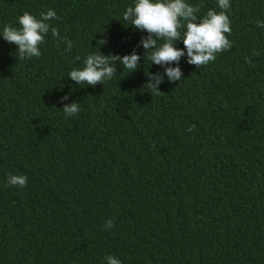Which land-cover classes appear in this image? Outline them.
Returning <instances> with one entry per match:
<instances>
[{"label":"trees","instance_id":"obj_1","mask_svg":"<svg viewBox=\"0 0 264 264\" xmlns=\"http://www.w3.org/2000/svg\"><path fill=\"white\" fill-rule=\"evenodd\" d=\"M187 2L202 5L200 19L221 11ZM133 4L0 0V33L51 9L73 45L49 33L39 57L18 61L0 36V264H264V0H230L233 47L200 68L185 54L169 65L181 69L175 83L145 61L148 34L123 21ZM99 50H135L140 67L118 64L105 85L72 81ZM145 72L164 75L160 95ZM72 103L81 110L65 118Z\"/></svg>","mask_w":264,"mask_h":264},{"label":"clouds","instance_id":"obj_2","mask_svg":"<svg viewBox=\"0 0 264 264\" xmlns=\"http://www.w3.org/2000/svg\"><path fill=\"white\" fill-rule=\"evenodd\" d=\"M221 11L209 9L206 15L200 19L197 13L201 6H193L187 0H134L132 6H128L122 14L123 21L130 24L135 30L146 32V38H142L140 44L145 50V61L165 69L164 75L169 82L182 81L180 67H170L169 65H179L185 54L188 57L187 63L197 68L207 66L214 62L217 54L230 50L233 47L228 39L231 35V21L227 15L230 9V0H217ZM54 10L41 12L40 18L25 11L19 17V28L12 25H5L0 36L9 44L18 46V61H24L41 55L40 45L46 42L45 37L51 36L57 40V45L61 39L67 47V51L72 50V42L66 37L61 38L59 29L53 27L50 21L58 20ZM259 27L264 28V23L257 21ZM184 28L183 35L180 29ZM227 34V35H226ZM177 41H182L184 50L176 47ZM106 40H100L99 46L106 45ZM99 48V47H98ZM253 55H259L254 52ZM80 58L77 57V60ZM251 64L252 61L245 57ZM141 56L134 50L131 55L123 57L118 55H103L100 50L97 53L89 54L84 59L83 68H75L69 72L68 77L77 84H87L95 87L97 84H104L115 77L116 66L119 64L123 71L130 74L140 67ZM149 77L144 85L151 91L152 95H160L159 86L164 83V75L159 73L153 75L145 72ZM69 99L63 96L61 102ZM79 103L65 105L62 112L65 118L75 116L80 111ZM195 129L192 125L188 131ZM27 177L23 175H10L9 186H27ZM115 225L112 220L106 221L104 227L111 230ZM107 264H121L118 258L106 257Z\"/></svg>","mask_w":264,"mask_h":264}]
</instances>
